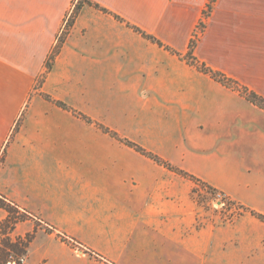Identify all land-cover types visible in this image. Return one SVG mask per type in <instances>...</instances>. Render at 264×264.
I'll return each mask as SVG.
<instances>
[{"label": "crops", "instance_id": "crops-1", "mask_svg": "<svg viewBox=\"0 0 264 264\" xmlns=\"http://www.w3.org/2000/svg\"><path fill=\"white\" fill-rule=\"evenodd\" d=\"M77 2L0 0V197L27 215L0 221L36 235L27 264H264V0H216L192 56L209 0Z\"/></svg>", "mask_w": 264, "mask_h": 264}, {"label": "rangeland", "instance_id": "rangeland-1", "mask_svg": "<svg viewBox=\"0 0 264 264\" xmlns=\"http://www.w3.org/2000/svg\"><path fill=\"white\" fill-rule=\"evenodd\" d=\"M84 0H78L77 2V5H76V8L79 6V4L83 3ZM207 8L204 10L206 11ZM207 12V11H206ZM212 14V11L210 12L209 16L206 17V16H202L200 22L198 23L197 27H196V31L194 32V35H193V38L194 36L199 33V37L197 39V42L200 38V35L204 32L205 28H206V23L208 21V19L210 18ZM203 30V31H201ZM64 38V34L62 35V40ZM192 38V39H193ZM197 42H196V45H197ZM198 188L195 190L194 192V195H195V199L196 201H198L201 205H204L206 206L208 212H212L211 209L213 208L215 211H220L222 210V215H226L224 212V210L226 208H228V210H233L234 211V214H236V212H240V209L241 207L240 206H237L236 204H233L231 203L230 201H228L226 203L225 206H222V207H219V208H216L214 206V203H213V197L211 195V190L207 187L204 186V184H201V183H198ZM0 208L4 209L5 211H8L10 212L9 214V218H12V220L14 222H17L18 220H23L27 217V215H24V214H21L20 211H18L17 209L11 207V208H7L0 200ZM216 214V213H215ZM0 217H2V212L0 211ZM5 221H0V264H7L6 261L7 259L9 258V255L11 254L9 251H7L8 247L6 244H8V242H11L12 244V241H13V238H14V242L16 243H13V244H17L16 246L18 247H15L14 250H12V254L14 255V257L18 258V257H25L26 258V264L28 263V257H27V248H28V242L29 241H33L34 238H36V235L31 232V233H26L24 235V237L22 235H20V233L23 232V230H15V236L12 237L10 236V234L14 231V229L12 230L11 226L8 225L6 223L8 222H5ZM38 226H36V229H37ZM48 231L49 228H48ZM17 240V241H16ZM79 248V247H78ZM80 250H83L82 248H79Z\"/></svg>", "mask_w": 264, "mask_h": 264}, {"label": "trees", "instance_id": "trees-1", "mask_svg": "<svg viewBox=\"0 0 264 264\" xmlns=\"http://www.w3.org/2000/svg\"><path fill=\"white\" fill-rule=\"evenodd\" d=\"M216 2V0H209V3H208V5H207V12L206 11H204V13H203V15L204 16H206V17H208L209 16V14H210V12L212 11V8H213V5H214V3ZM81 7V4H79V6L77 7V8H80ZM98 7V6H97ZM201 31H203V30H201ZM198 37H199V33H197L195 36H194V38L191 40V43H190V56H192V52H193V50H194V48H195V46H196V42H197V39H198ZM48 65H49V68H51V64L50 63H48ZM202 69L204 70V71H206L207 73H210L214 78H216L218 81H220V82H223V83H227L228 81H227V78L224 76V75H222V74H220L219 72H215V71H213V70H211V69H209L208 67H206V66H203L202 65ZM243 91H244V93H246L247 92V90L245 89V88H243ZM254 102H256V103H258L259 105H261L262 107H264V98L263 97H260V96H258V95H256V94H254V93H250V96H249ZM183 174H185V175H188V174H186V173H184V172H182ZM210 190H212V189H210ZM0 200H1V202L7 207V208H11L12 206L11 205H9L8 203H7V201L5 200V199H3V198H1L0 197ZM12 209V208H11ZM10 213V212H9ZM260 219H262L263 221H264V216L263 215H260V214H256Z\"/></svg>", "mask_w": 264, "mask_h": 264}, {"label": "built area", "instance_id": "built-area-1", "mask_svg": "<svg viewBox=\"0 0 264 264\" xmlns=\"http://www.w3.org/2000/svg\"><path fill=\"white\" fill-rule=\"evenodd\" d=\"M211 191H212L211 195L213 197V203L216 208L225 206L226 203L229 201L227 196L223 192L216 190H211ZM25 262H26L25 257L16 258L14 256H10L7 264H25Z\"/></svg>", "mask_w": 264, "mask_h": 264}]
</instances>
